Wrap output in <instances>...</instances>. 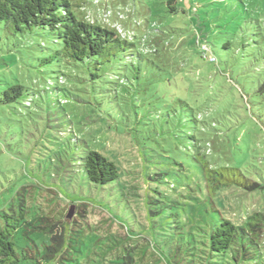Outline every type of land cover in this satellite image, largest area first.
<instances>
[{
    "label": "rangeland",
    "instance_id": "rangeland-1",
    "mask_svg": "<svg viewBox=\"0 0 264 264\" xmlns=\"http://www.w3.org/2000/svg\"><path fill=\"white\" fill-rule=\"evenodd\" d=\"M166 1L88 8L92 22L116 28L171 79L145 99L135 81L130 89L117 84L116 77L132 76L119 60L91 80L87 66L46 68L39 48L53 47L46 36L18 40L1 32L0 97L22 85L28 102L0 103V211L19 210L25 196L28 220L67 221L70 230L86 229L88 240L112 232L120 248H131L134 264H173L179 246V261L196 262L189 247L208 226L199 221L201 204L238 226L264 214V188L230 187L209 197L196 160L201 148L212 169L236 168L239 178L264 187V0H179L177 15ZM207 41L216 62L198 53ZM142 67L152 80L148 60ZM55 71L66 77L59 98ZM89 150L113 162L120 178L105 186L85 180L80 165ZM260 250L251 249V261L217 264H264V236Z\"/></svg>",
    "mask_w": 264,
    "mask_h": 264
},
{
    "label": "trees",
    "instance_id": "trees-1",
    "mask_svg": "<svg viewBox=\"0 0 264 264\" xmlns=\"http://www.w3.org/2000/svg\"><path fill=\"white\" fill-rule=\"evenodd\" d=\"M112 1L115 0H0V37L1 32L18 40L29 34L44 35L53 44L51 49L45 47L44 43L39 45L43 53L47 52L41 58L46 68L57 64H60L59 67H65V63L73 64L78 69L87 66L91 80L100 77L96 72H99L103 65H110L113 61L119 60L132 74L131 78L128 75L125 79L116 77L120 87L130 89L129 86H133L131 81H135L138 84L136 88L139 87L137 91L143 99L147 94L156 96L163 90V84L172 82L171 79L167 82L166 78L162 77L165 76V72L153 65L151 57L142 54L135 44L123 37L116 28L103 27L87 17L89 6ZM178 1H166L169 14L177 15L181 11ZM131 2L133 4L135 0ZM207 43L208 50L200 48L198 53L213 54L215 58L209 62L218 61L212 45L208 41ZM224 46L227 47V42ZM145 60L153 67L152 80L143 72ZM58 73L55 83L57 88L53 90H56L59 98V94L66 92L58 88L60 78L65 77L63 72ZM144 77L148 79L143 82ZM26 91L22 85L9 86L2 93L0 103L12 104L18 101L26 103L28 101L22 100ZM258 91L264 97V82ZM31 96L34 94L27 96L26 99ZM157 100L160 101L158 96ZM196 153L209 197L230 187L248 190L264 188L258 183L239 178L241 174L236 168L212 169L201 154V148ZM80 166L79 174L98 186H105L120 178L117 166L95 150L86 152ZM226 170L229 171L228 177L224 174ZM22 198L19 210L10 206L8 210L0 211V264H134L131 248L126 245L120 248L121 241L114 233L108 232L105 236L100 235L88 240L86 229L70 230L67 221H55L45 216H36L28 220L25 196ZM219 204L222 209L220 201ZM77 207L80 209L79 214L85 216L86 210H82L80 205ZM85 208L87 209L86 206ZM212 208L217 216L212 215L207 206L199 205V221L208 226L203 232L204 237L195 241V245L191 244L193 246L189 247V253H195L193 256H196L200 264H217L218 258H223L227 263L240 259L251 261L254 258L251 249L260 250L262 247L264 214L254 213L238 226L222 217L218 207ZM181 249L182 247H177L173 264H185L183 260L178 259ZM262 256L260 250V260ZM197 261H189L186 264H197Z\"/></svg>",
    "mask_w": 264,
    "mask_h": 264
},
{
    "label": "built area",
    "instance_id": "built-area-1",
    "mask_svg": "<svg viewBox=\"0 0 264 264\" xmlns=\"http://www.w3.org/2000/svg\"><path fill=\"white\" fill-rule=\"evenodd\" d=\"M214 60V59H213Z\"/></svg>",
    "mask_w": 264,
    "mask_h": 264
},
{
    "label": "water",
    "instance_id": "water-1",
    "mask_svg": "<svg viewBox=\"0 0 264 264\" xmlns=\"http://www.w3.org/2000/svg\"><path fill=\"white\" fill-rule=\"evenodd\" d=\"M72 213V212H71Z\"/></svg>",
    "mask_w": 264,
    "mask_h": 264
}]
</instances>
